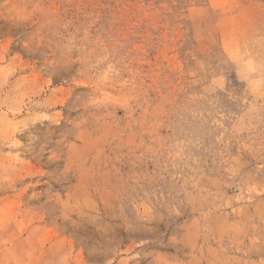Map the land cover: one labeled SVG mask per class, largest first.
Instances as JSON below:
<instances>
[{"label":"rangeland","instance_id":"rangeland-1","mask_svg":"<svg viewBox=\"0 0 264 264\" xmlns=\"http://www.w3.org/2000/svg\"><path fill=\"white\" fill-rule=\"evenodd\" d=\"M0 264H264V0H0Z\"/></svg>","mask_w":264,"mask_h":264}]
</instances>
